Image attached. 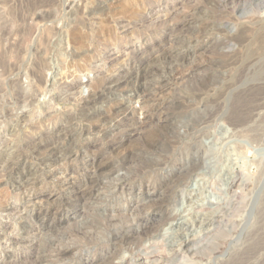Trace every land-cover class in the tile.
<instances>
[{
	"label": "rangeland",
	"instance_id": "374dc122",
	"mask_svg": "<svg viewBox=\"0 0 264 264\" xmlns=\"http://www.w3.org/2000/svg\"><path fill=\"white\" fill-rule=\"evenodd\" d=\"M252 1L0 0V264H174L163 242L131 250L174 216L196 235L175 264H264V12L238 11Z\"/></svg>",
	"mask_w": 264,
	"mask_h": 264
},
{
	"label": "bare ground",
	"instance_id": "6f19581e",
	"mask_svg": "<svg viewBox=\"0 0 264 264\" xmlns=\"http://www.w3.org/2000/svg\"><path fill=\"white\" fill-rule=\"evenodd\" d=\"M208 0H195V2H193V4L195 5H198L199 7L201 6V8H203L204 6H206V3H207ZM221 4L224 6L226 3H227V0H220ZM186 9L188 12H190V14H195L196 13V9L195 7H189V6H186ZM211 11V10H210ZM238 11H239V17L243 18V17H248V16H254V15H257L259 14V12H264V0H253L252 2L250 3H244L242 6H240L238 8ZM264 21V18L262 19ZM228 27L227 23H223L220 25V28H224L226 29ZM229 32V30H228ZM178 72V70L176 71V73ZM177 75V74H175ZM145 100V99H144ZM261 107H264V105H261ZM244 110V109H243ZM264 110H262L263 112ZM211 115H207V116H203L199 119H197V121H193L194 123L191 124V125H188L187 124V133L189 135H192L195 134L197 131H201L202 129H204L205 127L208 126V122L211 121ZM229 120L232 122V124L234 125V127H237L241 121H236V120H233V119H230ZM192 123V122H191ZM233 139V138H232ZM195 156V155H194ZM99 159V158H98ZM94 161V160H93ZM107 161L105 162H101L100 160L94 162L92 164V167L94 168V172H98L100 170H103L106 165L104 163H106ZM59 168L58 169H62L64 170L65 172V169H66V164H63V163H59ZM198 165L199 163L197 162V158L195 157H191L189 158V160L187 161V165L185 167V172L181 171L177 174L176 178H175V181H174V184L171 185L172 187L174 186L175 188L178 187H183L185 186V184L187 183L189 177H190V174L192 172H195L197 169H198ZM55 175V174H54ZM64 175V173H63ZM92 175V174H91ZM97 176V175H96ZM94 176V177H96ZM173 176V175H172ZM90 177V176H89ZM93 177V176H91ZM199 178V177H198ZM90 182V181H89ZM93 182V181H92ZM95 183V182H94ZM93 184V183H92ZM28 185V184H27ZM99 185V184H98ZM87 186V185H86ZM83 193H86L85 191H82ZM89 195V194H88ZM165 198V202H170L169 203H172L173 204V201H174V198L172 199L169 195L164 197ZM221 199V198H220ZM163 202V201H161ZM220 202V200H219ZM217 202V203H219ZM197 206V204H196ZM199 206V205H198ZM220 206V205H219ZM193 207H195V205H193ZM192 208V207H191ZM167 213L166 211V208L163 209V213ZM191 212V211H190ZM165 213V214H166ZM192 213V212H191ZM196 213V212H195ZM168 215V214H167ZM177 215V213H176ZM212 219L213 216L211 215L210 217ZM176 216L173 217V219H171L172 221L169 222V228L172 229V231L166 235V234H163V237L162 239H153L154 237L152 236V239H150L149 241H146V242H143L142 240H139L135 247L132 246L131 250L132 252H135L136 254L138 255H143L146 251V249L148 247H152L153 245H155L156 243L158 242H163L165 244L166 247H171V246H174L176 247L175 249H171V260L174 262L177 261V256L180 254V253H186V251L190 248L189 244L192 242L191 240H193V238H191L190 236L193 235V236H196L195 234H190L189 230L187 229H190V225L188 223V221L186 219H183V220H176ZM210 220H208L207 222H209ZM136 222V221H134ZM134 222H129V221H125L123 223H121V227H120V230H113L111 231V229H109L111 231V236H112V240L115 241V245L116 246H126V243L128 242V240L131 239V237L133 236V233L134 232V228H133V224H135ZM133 223V224H132ZM137 224V223H136ZM139 226V225H137ZM141 226V225H140ZM139 228V227H138ZM137 229V228H136ZM135 229V230H136ZM152 229V228H151ZM174 230V231H173ZM150 231V230H149ZM137 232V231H136ZM157 232V231H156ZM140 233V232H138ZM146 233V232H145ZM167 233V232H166ZM174 233V235H172ZM137 234V233H136ZM147 234V233H146ZM140 235H138L139 237ZM143 236V235H142ZM149 236V235H148ZM135 238V237H133ZM140 238V237H139ZM137 239V238H136ZM135 239V240H136ZM195 239V237H194ZM201 239H199V243H197L196 246H198L199 244H201L202 242L200 241ZM133 240H131L132 242ZM129 246V244H127ZM195 246V245H194ZM117 247V248H118ZM116 248V249H117ZM122 248V247H121ZM127 248V247H126ZM194 248V247H193ZM119 249V248H118ZM130 249V247H129ZM115 250V249H114ZM191 251V250H190ZM113 252V251H112ZM132 252L130 254H132ZM115 253V252H113ZM143 253V254H142ZM112 255V253H111ZM188 261V259H186ZM171 261V262H172ZM172 262V263H173ZM179 262V261H178ZM177 262V263H178ZM182 263L184 261H181ZM208 262V261H207ZM179 264V263H178ZM184 264V263H183ZM207 264V263H206ZM212 264V263H210Z\"/></svg>",
	"mask_w": 264,
	"mask_h": 264
}]
</instances>
